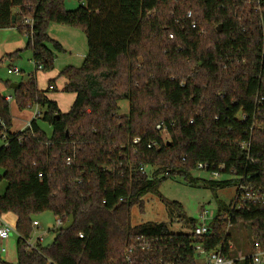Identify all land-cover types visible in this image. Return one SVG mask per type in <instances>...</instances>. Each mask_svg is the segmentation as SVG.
<instances>
[{"label": "trees", "instance_id": "trees-1", "mask_svg": "<svg viewBox=\"0 0 264 264\" xmlns=\"http://www.w3.org/2000/svg\"><path fill=\"white\" fill-rule=\"evenodd\" d=\"M80 1L68 10L66 0H0V29L28 39L5 55L10 61L29 49L41 66L36 71L54 69L65 48L48 34L53 23L81 28L88 47L81 66L61 71L63 91L76 95L68 112L39 88L35 73L18 83L11 101L0 92V183L7 181L0 223L14 214L18 234L17 262L0 264H199L197 247L253 264L237 258L251 253L254 241L264 246V0ZM50 86L57 90L55 79ZM12 101L19 109L38 106L42 116L13 131ZM199 164L234 177L204 185L242 184L261 198L246 209L233 208L235 199L222 204L211 233L201 237L193 231L197 220L159 192L168 177L198 182ZM148 193L192 232H172L166 223L134 226L132 209ZM46 211L63 225L72 216L73 225L56 228L51 244L32 247L34 217ZM240 228L252 243L238 250ZM143 238L151 249L138 246Z\"/></svg>", "mask_w": 264, "mask_h": 264}, {"label": "rangeland", "instance_id": "rangeland-1", "mask_svg": "<svg viewBox=\"0 0 264 264\" xmlns=\"http://www.w3.org/2000/svg\"><path fill=\"white\" fill-rule=\"evenodd\" d=\"M80 0H66V8L68 10H74L80 5ZM10 28L0 29V44L4 45L6 50H12L15 48L14 45H9L13 41L12 32ZM15 34H20L17 30ZM48 34L52 39L60 42L65 48L64 52H56L55 67L51 71L35 70V66L30 63L31 50H23L20 56L13 60V64L17 66L23 72L22 75L10 74L8 72V64L11 63L10 59L6 58L5 54L0 57V88L3 90V95H13V89L10 88V84L13 82L25 81L29 78L30 74L36 73L38 86L42 90H47V94L53 96H63L60 100V105L65 109L69 108V95L63 91L65 78L61 75V71L67 65H73L79 67L82 65L88 51L87 40L84 31L81 28H76L67 25H61L53 23L49 27ZM26 37V36H25ZM24 37V38H25ZM6 42H9L8 44ZM1 48H3L1 46ZM24 49V48H23ZM1 59H3L1 61ZM53 76L57 82V90L49 89V79L45 78ZM67 94V95H66ZM73 96V95H72ZM122 110V114L129 113V101L122 100L119 102ZM36 107L19 109L14 101L11 102L12 112V130L21 131L28 125L31 120L32 112H35ZM40 126L46 131L48 135L52 134L51 125L39 119ZM25 126V127H24ZM3 170L0 169V174ZM195 177L200 178L196 183H189L178 177H168L163 179L159 187V192L162 197L169 201L179 202L189 219L197 220L202 210H208L210 213L209 222L215 219L218 209L222 204H231L237 193L238 186L236 184H230L223 187H210L204 185L203 180L213 178L211 174L203 170H197L194 173ZM234 178L231 175L221 174L218 178L220 180ZM7 186V181L3 180L0 183V194L2 195ZM170 205L166 204L162 198L156 193H148L143 197L142 204H136L132 209V224L139 225L146 222L166 223L172 232L178 233H191L192 227L189 223L181 220H177V212H172ZM177 217V218H176ZM38 221V225L35 226L31 235L30 243H34L40 240L42 245L47 246L52 243L55 238V230L60 227L58 224V218L51 212L46 211L34 217ZM235 240H238V250H241V246L248 248L251 245L250 234L247 229L240 228L234 230ZM17 238L18 234L15 232L11 233L7 239H0V258L9 262H17ZM251 242V243H250ZM250 243V245H249ZM5 251H2V249ZM245 255V254H243ZM246 256V255H245ZM245 257L238 256V259ZM206 260L205 254L201 253L198 262L204 263Z\"/></svg>", "mask_w": 264, "mask_h": 264}, {"label": "built area", "instance_id": "built-area-1", "mask_svg": "<svg viewBox=\"0 0 264 264\" xmlns=\"http://www.w3.org/2000/svg\"><path fill=\"white\" fill-rule=\"evenodd\" d=\"M27 23H31L30 20H27ZM34 64H35L36 69H41L40 65H37L35 62H34ZM8 72L10 74H18L19 75L21 73V70L18 67H12V68L8 69ZM49 88L53 89V86H50ZM6 99L8 101H11L12 96H6ZM40 116H42V111L40 110V108L38 106H36V109H35V112H34L32 118H38ZM4 126H5L4 122L2 120H0V128H3ZM26 127H31V120L29 121V123ZM157 128L160 130H163V133L166 132V127L163 123L158 124ZM138 141H139V138H136L135 142L137 143ZM245 145H246V143H245ZM149 147H151V145H149ZM205 168H206V165H204V164L198 165V170H205ZM220 169H223V166H220ZM141 170L144 171L145 170L144 167H142ZM210 174L213 177V179H218L222 173L220 170H217V171H214ZM238 188H239V193L237 194V196L235 198L233 208H235V209H246L249 207L250 201L255 202L257 200H261V198L258 196V193L255 192L253 189L246 187L242 184ZM209 220H210L209 211L205 210V209L202 210V212L199 216V219L196 222V226L193 230L195 236L201 237V236L208 235L211 233V231H212L211 222L212 221L209 222ZM58 224L60 226L63 225V221L61 219H58ZM34 225L37 226L38 221H35ZM13 232L14 233L16 232L15 227L12 226L10 223L2 221V219H1L0 239L9 238L11 233H13ZM227 232H229V228L227 229ZM80 236L83 237V235H80ZM37 241L40 242V240H37ZM36 242L30 243V241H29V244H30V246L34 247ZM138 246L142 250H149L152 248L151 242L145 238L140 240V242L138 243ZM228 247H229V249L235 248L234 242L229 241ZM251 249H252L251 253H249L247 256L243 255V253L241 251L239 252L238 256L250 258L252 260L253 264H264V246L261 244V242L260 241H254ZM2 251H5V249L3 248ZM197 251L200 254L201 253L205 254L206 260L202 264H234V261L236 260L234 258H230L229 256L224 255L223 252H221V251L220 252L219 251L205 252L201 247H197ZM132 252H133V248L127 249V254H128L127 258L128 259L131 258L130 254Z\"/></svg>", "mask_w": 264, "mask_h": 264}, {"label": "crops", "instance_id": "crops-1", "mask_svg": "<svg viewBox=\"0 0 264 264\" xmlns=\"http://www.w3.org/2000/svg\"><path fill=\"white\" fill-rule=\"evenodd\" d=\"M12 33V36H13V41L12 42H6L7 44L9 43V45H14L15 44V48H13L12 50H6L7 48H4V45H2V43L0 44V57H2L3 56V54H5V53H11V52H14V51H16V50H18V49H23V48H25V46H26V44H27V37H25V36H21V35H19V34H15L14 33V31H16V29H13V28H10L9 29ZM25 37V38H24ZM0 42H3V41H0ZM1 46L3 47V48H1ZM30 63L31 64H33L34 66H35V64H34V61H33V53H32V51H31V53H30ZM68 66V65H67ZM12 67H17V66H15L14 64H13V61L11 60V63H9L8 64V69L9 68H12ZM35 70H36V67H35ZM40 71V70H39ZM61 73V72H60ZM36 74V73H35ZM19 75H22L23 76V72H22V70H21V73L19 74ZM37 76V75H36ZM45 78H47V79H49V80H51V79H56V78H54L53 76H48V77H45ZM13 83H19V82H13ZM65 83H66V80H65V82H64V85H65ZM12 84V83H11ZM11 84H10V88H11ZM55 87H56V89H58V87H57V82L55 81ZM53 90V89H52ZM3 90L0 88V92L3 94V92H2ZM72 95H69L70 96V98H69V108L68 109H65L63 106H62V104L60 105V100L62 99V97L63 96H53V95H51V94H47L48 95V97L51 99V100H55L56 102H57V104H58V106H59V108L61 109V111H63V112H68L69 110H70V108H71V106H72V104H73V102H74V100H75V97H76V95L74 94V93H71ZM67 95V94H66ZM7 96H12V95H10V94H7ZM33 112H32V114H31V118H32V116H33ZM25 127V126H24ZM1 219H2V221H4V222H7V223H10L12 226H14L15 227V225H16V222H17V217L14 215V214H12V213H8V214H5V215H3L2 217H1ZM11 263H15V262H11Z\"/></svg>", "mask_w": 264, "mask_h": 264}, {"label": "water", "instance_id": "water-1", "mask_svg": "<svg viewBox=\"0 0 264 264\" xmlns=\"http://www.w3.org/2000/svg\"><path fill=\"white\" fill-rule=\"evenodd\" d=\"M17 86H19L18 85V83H12L11 84V88L12 89H15ZM73 221H74V219H73V217L71 216L70 218H69V220L62 226V228L63 229H68V228H70L72 225H73Z\"/></svg>", "mask_w": 264, "mask_h": 264}]
</instances>
